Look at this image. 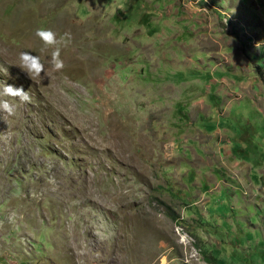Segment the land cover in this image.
<instances>
[{
    "label": "rangeland",
    "instance_id": "rangeland-1",
    "mask_svg": "<svg viewBox=\"0 0 264 264\" xmlns=\"http://www.w3.org/2000/svg\"><path fill=\"white\" fill-rule=\"evenodd\" d=\"M0 83V264H264V0H0Z\"/></svg>",
    "mask_w": 264,
    "mask_h": 264
},
{
    "label": "clouds",
    "instance_id": "clouds-1",
    "mask_svg": "<svg viewBox=\"0 0 264 264\" xmlns=\"http://www.w3.org/2000/svg\"><path fill=\"white\" fill-rule=\"evenodd\" d=\"M35 36L43 43L44 48H53L49 63L54 71H61L64 68V61L61 57V49L68 47L71 43V33L65 32L62 35L51 29L43 27L35 30ZM19 68L27 74V76L34 80L41 76V73L45 71V66L42 63L40 56L32 55L30 52L22 51L18 55ZM7 72V69H4ZM11 101H17L19 103H30L31 96L29 91H25L23 87H16L5 83H0V112L8 115H14L16 106Z\"/></svg>",
    "mask_w": 264,
    "mask_h": 264
}]
</instances>
